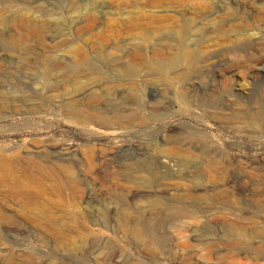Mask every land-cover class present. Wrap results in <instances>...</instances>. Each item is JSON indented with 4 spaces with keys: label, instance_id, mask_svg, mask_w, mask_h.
Segmentation results:
<instances>
[{
    "label": "rangeland",
    "instance_id": "rangeland-1",
    "mask_svg": "<svg viewBox=\"0 0 264 264\" xmlns=\"http://www.w3.org/2000/svg\"><path fill=\"white\" fill-rule=\"evenodd\" d=\"M0 158V264H264V0H0Z\"/></svg>",
    "mask_w": 264,
    "mask_h": 264
},
{
    "label": "bare ground",
    "instance_id": "bare-ground-1",
    "mask_svg": "<svg viewBox=\"0 0 264 264\" xmlns=\"http://www.w3.org/2000/svg\"><path fill=\"white\" fill-rule=\"evenodd\" d=\"M182 61L187 65L192 64L194 61L193 54L189 50H184ZM170 62L172 64L176 63L175 59H171ZM76 96H81L82 98L88 97L87 99H89L91 102L96 101V98L92 96L91 92L88 90L81 91ZM79 100L80 99H77L76 101L74 97L68 98L66 106L67 112L69 114L75 115L79 113L80 109L82 108L78 104ZM124 116L125 115L122 114L121 111H113L110 113L98 111L94 116L95 119L85 118L83 121L84 123H87L88 126L98 124L106 128H113L115 126L122 127L124 126ZM67 150H70V147ZM9 166H11L10 163H7L0 158V225L3 230H5L8 227L7 225L13 220V215L7 212L8 209L15 211L17 215H21L22 218L28 222H37L38 218L36 213L41 209H47L48 207L45 202L40 200L39 193L34 191L32 187H27V180L23 179L21 168H18L16 165L14 166L15 169L13 168L14 170H12L9 168ZM213 166V163L206 165V171L210 173ZM53 169L55 171H64L73 175L71 166L60 161L53 162ZM138 171L141 172L143 170L138 169ZM191 181L195 187L201 185L199 183H204L200 181L197 176L193 177ZM55 189L56 193H60V189L57 188V186ZM130 226L134 227L136 224L131 222ZM238 235H240V232ZM238 235L228 238L227 241L231 244L237 245L238 239H240Z\"/></svg>",
    "mask_w": 264,
    "mask_h": 264
}]
</instances>
